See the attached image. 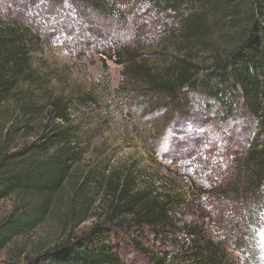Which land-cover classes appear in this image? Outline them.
<instances>
[{
  "label": "rangeland",
  "instance_id": "rangeland-1",
  "mask_svg": "<svg viewBox=\"0 0 264 264\" xmlns=\"http://www.w3.org/2000/svg\"><path fill=\"white\" fill-rule=\"evenodd\" d=\"M114 4L124 11L123 19L100 15L78 0H0V22L25 27L34 37L29 55L32 78L38 83L35 95L70 101V117L84 153L74 181L78 185L88 177L85 195L93 199L88 198L85 220L72 224L69 213L78 209L79 200L70 193L54 198V216L0 252V264L22 262L39 245L46 250L94 226L105 230L124 264H187L189 225H197L205 239L221 246L227 264H264V222L251 227L252 238L238 250L239 239L246 235L248 210L214 194L230 179L232 159L245 151L255 131L254 118L241 109L237 118L226 119L217 103L196 95L190 116L182 117L170 111L163 97L146 92L118 64L122 60L116 53L137 51L152 67L162 66L161 55L174 54L163 39L169 22L144 8L128 7L127 0ZM27 91L36 92L23 84L3 106L8 116L0 123V137L20 119L15 100ZM31 139L22 131L7 147L15 151ZM132 165L154 187L183 201L172 214L173 231L109 223V200L92 198L101 177ZM12 205L13 198L0 202V219Z\"/></svg>",
  "mask_w": 264,
  "mask_h": 264
},
{
  "label": "trees",
  "instance_id": "trees-1",
  "mask_svg": "<svg viewBox=\"0 0 264 264\" xmlns=\"http://www.w3.org/2000/svg\"><path fill=\"white\" fill-rule=\"evenodd\" d=\"M96 13L123 19L114 0H78ZM128 7L167 20L164 43L173 55H161L162 66L152 67L137 51L120 50L132 80L146 92L163 97L171 112L190 116L191 99L200 96L217 103L226 119L245 110L256 122L255 131L242 155L232 159L230 179L217 189L218 198L246 206V235L238 250L251 239V227L264 222V0H127ZM32 33L20 25L0 22V123L9 102L23 84L36 92L15 100L18 122L0 137V202L13 198L11 210L0 219V252L35 230L48 218L51 202L70 193L79 207L69 213L72 224L82 223L90 209L76 166L84 156L78 127L70 115V101L61 97L39 98L37 81L30 70ZM115 55V53H114ZM110 58H112L110 56ZM15 96V95H14ZM43 97V96H42ZM32 139L15 151L9 140L21 132ZM134 169L120 170L97 182L92 194L108 201V222L133 229L173 231L172 214L184 205L181 199L154 187ZM67 218L62 220V226ZM111 225V224H110ZM189 225L187 264H227L221 246ZM134 244L144 253L136 240ZM12 250V249H11ZM221 254V255H220ZM223 254V255H222ZM14 264H124L112 248L105 230L94 226L88 233L68 236L44 250L36 247ZM232 264V263H231Z\"/></svg>",
  "mask_w": 264,
  "mask_h": 264
}]
</instances>
